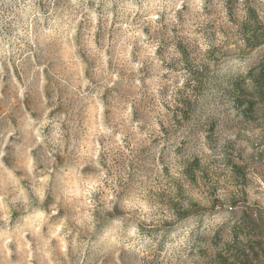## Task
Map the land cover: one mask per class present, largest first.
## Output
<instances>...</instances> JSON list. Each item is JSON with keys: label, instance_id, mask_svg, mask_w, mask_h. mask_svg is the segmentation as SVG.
Returning a JSON list of instances; mask_svg holds the SVG:
<instances>
[{"label": "rangeland", "instance_id": "obj_1", "mask_svg": "<svg viewBox=\"0 0 264 264\" xmlns=\"http://www.w3.org/2000/svg\"><path fill=\"white\" fill-rule=\"evenodd\" d=\"M247 6L0 0V264H264Z\"/></svg>", "mask_w": 264, "mask_h": 264}, {"label": "trees", "instance_id": "obj_2", "mask_svg": "<svg viewBox=\"0 0 264 264\" xmlns=\"http://www.w3.org/2000/svg\"><path fill=\"white\" fill-rule=\"evenodd\" d=\"M253 10L249 6L246 7L244 18L239 25V33L243 43L247 47L259 46L262 43L261 37L264 32L260 31L259 25ZM201 71L194 73L193 77L196 80L197 88L202 86V81L199 79ZM248 83L246 80L238 81L235 85L236 88V101L242 103L247 102V109L253 108L256 102H264V63H259L257 66L249 69L247 73ZM250 97V98H248ZM239 103V104H240ZM243 257L239 252L232 254L231 260L225 258L219 264H235L241 263ZM230 262V263H229Z\"/></svg>", "mask_w": 264, "mask_h": 264}]
</instances>
